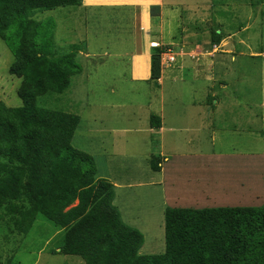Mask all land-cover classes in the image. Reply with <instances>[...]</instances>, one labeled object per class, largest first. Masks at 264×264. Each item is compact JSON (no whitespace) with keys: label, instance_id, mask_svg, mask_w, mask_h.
I'll return each mask as SVG.
<instances>
[{"label":"rangeland","instance_id":"obj_1","mask_svg":"<svg viewBox=\"0 0 264 264\" xmlns=\"http://www.w3.org/2000/svg\"><path fill=\"white\" fill-rule=\"evenodd\" d=\"M164 7L159 23L165 26L159 38L162 42L151 44L152 53L158 47L177 48L184 58L162 67L163 88L160 81L133 80L130 56L116 55L150 42L144 32L136 31L133 11L60 8L36 12L33 17L41 24L38 42L46 55L63 56L71 53L72 46L81 49L87 44L97 55L91 63L75 60L82 72L71 77L69 89L41 97L39 106L81 118L72 145L94 158L98 179L116 184L114 206L124 223L144 236L141 256L165 252L168 208H264V134L256 133L250 146V136L247 143L244 135L225 128L230 133L221 132L213 143L214 129H221L222 122L204 118L218 100L221 105L216 110L227 116V123L232 122L229 113H236L253 119L256 130L257 125H264V0H164ZM216 29L223 38L227 33L241 37L242 32L254 52L262 55L239 54L241 46L235 59L222 55L227 83L220 81L222 70H215V82L208 83L204 77L197 78L192 68L199 62L207 77L212 73L217 50L212 32ZM86 35L89 38L84 39ZM14 62L12 50L0 39V101L20 108L22 81L9 72ZM180 63L187 67L184 83L178 87L177 102L182 107L177 112L182 111L188 131L170 132L168 127L176 124L177 106H172L167 80L170 68ZM159 111L166 131L148 135L151 116L161 117ZM153 158L161 159L160 173L151 169ZM7 221V216L0 221V264H84L79 257L59 253L63 233L43 216L37 217L27 235L11 233Z\"/></svg>","mask_w":264,"mask_h":264},{"label":"trees","instance_id":"obj_2","mask_svg":"<svg viewBox=\"0 0 264 264\" xmlns=\"http://www.w3.org/2000/svg\"><path fill=\"white\" fill-rule=\"evenodd\" d=\"M82 4L0 0V39L15 56L9 72L22 81L23 102L10 108L0 101V221L7 216L11 233L27 235L43 216L63 233L59 253L84 264H264V208H168L165 252L139 254L144 236L114 206L115 186L98 179L94 158L72 145L81 118L39 106L41 97L64 94L82 69L75 61L79 46L63 56L42 51L34 14ZM221 35L212 32L215 46ZM169 49L177 48L154 49L150 81L162 78L161 56ZM150 124L159 130L162 120L153 115ZM150 163L155 173L161 171L160 158Z\"/></svg>","mask_w":264,"mask_h":264},{"label":"crops","instance_id":"obj_3","mask_svg":"<svg viewBox=\"0 0 264 264\" xmlns=\"http://www.w3.org/2000/svg\"><path fill=\"white\" fill-rule=\"evenodd\" d=\"M91 7L93 8H120V9H127V10L133 11L134 14L132 18L134 19V22L137 23V27L135 23L136 31H140V33L144 32L147 35L146 38L150 39V42H148L147 44L139 43V46L135 45L131 53H122V54L118 53L116 55H118V57H126L128 55L130 56L131 58L130 71H131L133 80L138 81V82H149L150 77H151V57H152L151 44L153 42H157L160 44V42H162L160 40L162 38L160 37L162 36L165 30L164 23L159 24L164 16V10H165L164 0H83V4L80 7V9L84 10V9H88ZM152 9L156 10L158 13L154 12ZM127 12H130V11H127ZM237 35L238 33H232L230 35H228L227 33L224 35V37L225 36L226 37L223 38L222 42L216 46L217 47L216 54H215L216 58L214 56L215 61L212 62V64L210 65V67L213 66V71L211 73L212 75L214 74L215 70L224 71L223 74L221 75L222 79H220V81L224 83H227L226 79L224 78L227 77L226 74H227L228 68L222 62L223 60L222 55L223 56L233 55L232 58L235 59L234 56L236 52H238V47L241 46L243 50L239 51V54H241V52H244L246 54H249L250 57H261L262 56L261 53L254 52L253 47L246 41V38L243 36L244 34L242 32H241V37H238ZM87 38H89V36L87 35L84 36V39H87ZM155 38H158L157 39L158 41L154 40ZM161 45H164V43H161ZM88 47L91 49L89 44H87V47L86 46L84 48L81 47L78 58H83L84 61L91 63L90 62L91 57H94L97 55L93 53V51L88 50L87 49ZM219 59L220 61H217ZM177 63H178V60L175 64ZM201 66L202 64H200L199 62L192 66V68H194L196 77L197 78L204 77L207 82L209 80L211 81L208 83H214L215 75L211 76V74H209L207 77V74H206L207 70L203 68V66L202 67ZM186 67H187L186 65L181 64V63L175 67H171L170 69L172 70L168 77L169 80H167V82H170L169 89H171V91L169 92L170 93L169 97L172 100V106L173 105L177 106L176 107L177 108L176 117H175L176 124H173V126L168 127L167 130L170 132L188 131V128H187L188 125L186 124L185 118L181 114L182 111H179V113L177 112L178 107H182L177 102L180 96L177 93L179 90L178 87H181V84L184 83V79H185L184 77L186 76L185 74ZM262 71H264L263 67H262ZM262 82L263 84H262L261 92H262V95H264V74H263ZM160 84H161V88H163L164 86L163 72H162V78L160 80ZM215 105H216L215 109L214 107H212L211 114L204 115V118L209 119L210 117H212L211 118L212 121L219 120V122H222V124L219 125L220 127H222L221 129H214L213 127L214 135L211 138L213 143H215L217 140L216 135H221V132L230 133V131L224 130L225 128H230L231 132L238 133L242 136L244 135L247 143L249 142V136H250L251 137L250 141L252 142L250 146L254 145L253 142L255 141L254 137L256 136L255 135L256 133L264 134V125H260V126L257 125V130H256L255 129L256 124L253 121V119L247 118L243 116L242 114L229 113V116L231 119L230 121L232 122L227 123V116H225V114L222 112H217L216 110V108L219 107L221 103L217 100ZM261 107L264 109V99L262 101ZM159 113L161 115L160 118L162 120V127L159 130L153 129L149 122L147 126L148 130H146L147 131L146 133L148 135H152L155 132L159 134L165 133L166 130H165V124H164L162 111H159ZM216 126H218V124H216ZM211 128H212V125H211ZM143 129L141 131H144ZM257 136H261V135H257ZM222 137L223 136H221V138ZM164 160H166V158ZM162 168L163 167L161 166V171H162ZM122 170H129L128 173H130V169H122ZM107 181L111 182L110 180H107ZM113 185L116 188V184H113Z\"/></svg>","mask_w":264,"mask_h":264},{"label":"built area","instance_id":"obj_4","mask_svg":"<svg viewBox=\"0 0 264 264\" xmlns=\"http://www.w3.org/2000/svg\"><path fill=\"white\" fill-rule=\"evenodd\" d=\"M184 56V53H177V51L173 50V49H169L168 51H166L165 53L162 54L161 56V65L169 67L172 66L173 64H175L177 62V59L179 57Z\"/></svg>","mask_w":264,"mask_h":264}]
</instances>
